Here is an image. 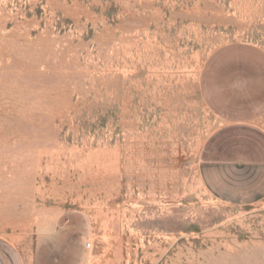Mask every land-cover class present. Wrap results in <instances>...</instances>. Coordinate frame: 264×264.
I'll return each mask as SVG.
<instances>
[{
	"label": "rangeland",
	"instance_id": "rangeland-1",
	"mask_svg": "<svg viewBox=\"0 0 264 264\" xmlns=\"http://www.w3.org/2000/svg\"><path fill=\"white\" fill-rule=\"evenodd\" d=\"M262 98L264 0H0V237L23 264H264V188L222 200L200 167L255 156Z\"/></svg>",
	"mask_w": 264,
	"mask_h": 264
},
{
	"label": "crops",
	"instance_id": "crops-1",
	"mask_svg": "<svg viewBox=\"0 0 264 264\" xmlns=\"http://www.w3.org/2000/svg\"><path fill=\"white\" fill-rule=\"evenodd\" d=\"M258 104H264V98ZM263 118L264 107L262 110L257 109L254 116L247 120L254 123L258 121L255 126L264 137V125L260 124ZM252 149L254 151H250L255 156L242 152L238 156L209 157L201 161L204 182L208 188L219 194L220 199L239 200L264 188V144H255ZM0 264H23L13 244L3 237H0Z\"/></svg>",
	"mask_w": 264,
	"mask_h": 264
},
{
	"label": "clouds",
	"instance_id": "clouds-1",
	"mask_svg": "<svg viewBox=\"0 0 264 264\" xmlns=\"http://www.w3.org/2000/svg\"><path fill=\"white\" fill-rule=\"evenodd\" d=\"M36 235L41 243L51 240L57 234L58 214L49 211L38 213Z\"/></svg>",
	"mask_w": 264,
	"mask_h": 264
},
{
	"label": "built area",
	"instance_id": "built-area-1",
	"mask_svg": "<svg viewBox=\"0 0 264 264\" xmlns=\"http://www.w3.org/2000/svg\"><path fill=\"white\" fill-rule=\"evenodd\" d=\"M87 247H88V248H91V247H92V244H91V243H89V244L87 245Z\"/></svg>",
	"mask_w": 264,
	"mask_h": 264
}]
</instances>
